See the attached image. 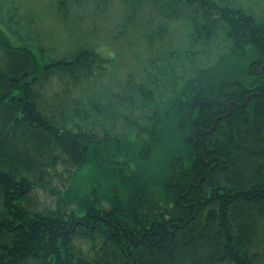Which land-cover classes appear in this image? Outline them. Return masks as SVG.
I'll return each mask as SVG.
<instances>
[{
    "label": "trees",
    "instance_id": "16d2710c",
    "mask_svg": "<svg viewBox=\"0 0 264 264\" xmlns=\"http://www.w3.org/2000/svg\"><path fill=\"white\" fill-rule=\"evenodd\" d=\"M86 1L53 0L55 16ZM146 1L193 31L162 81H128L132 109L112 118L137 135L48 101L49 83L81 85L108 60L77 35L45 61L42 36L21 33L35 19L0 0V264H264V19L232 0ZM219 37L233 58L199 62ZM54 179L55 201L34 202Z\"/></svg>",
    "mask_w": 264,
    "mask_h": 264
},
{
    "label": "rangeland",
    "instance_id": "374dc122",
    "mask_svg": "<svg viewBox=\"0 0 264 264\" xmlns=\"http://www.w3.org/2000/svg\"><path fill=\"white\" fill-rule=\"evenodd\" d=\"M232 1L243 4L258 18L264 19V0ZM17 2L22 16L35 19L32 25H27L30 28H22L21 33L25 35L30 29L32 37L42 36L44 45L48 48L45 61L49 57L55 59L66 51L69 53L77 35L88 40L93 47L96 45L95 50L108 60L103 65L104 69L96 68L95 77L92 80L87 78L81 85L67 81L49 83L45 92L48 101L58 104V107L70 102L81 104L82 109H87L91 114L90 125L98 126L99 130L106 123V127L115 126L121 133L134 130L138 135L137 124L127 125V121L120 118L116 122L112 117L125 113L129 115L132 109L129 107L131 101L125 95L128 81L139 80L146 72L162 81L163 77L155 73L165 72L171 61L179 63L186 59L193 31L191 24L185 20L188 14H182L183 9L176 13L167 10L160 12L153 2L146 0L138 2L132 14L129 0H87L72 14L70 21L62 23L55 16L53 0ZM4 3L8 5L6 1ZM230 46V41L219 37L211 41L208 48L196 58L206 66H213L222 62L223 58H233L230 56ZM240 62L245 61L242 59ZM180 65H177L176 70L182 72ZM95 103L99 105L98 112L92 107ZM133 106L135 109L131 116L137 119L140 111L137 104ZM50 184L52 186V181ZM53 184L54 188L50 191L48 188L36 191L33 195L34 202L52 204L60 192L57 189L62 185L58 179H54Z\"/></svg>",
    "mask_w": 264,
    "mask_h": 264
}]
</instances>
